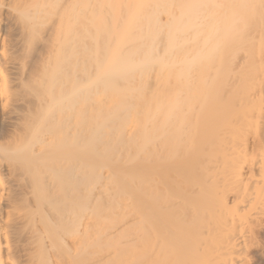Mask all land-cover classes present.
I'll return each mask as SVG.
<instances>
[{"label": "bare ground", "instance_id": "6f19581e", "mask_svg": "<svg viewBox=\"0 0 264 264\" xmlns=\"http://www.w3.org/2000/svg\"><path fill=\"white\" fill-rule=\"evenodd\" d=\"M1 112L0 264H264V0H0Z\"/></svg>", "mask_w": 264, "mask_h": 264}, {"label": "rangeland", "instance_id": "374dc122", "mask_svg": "<svg viewBox=\"0 0 264 264\" xmlns=\"http://www.w3.org/2000/svg\"><path fill=\"white\" fill-rule=\"evenodd\" d=\"M6 117H9V116H6ZM3 123V117H2V112H1V116H0V124H2ZM6 203H3V205H2V207H3V209L5 210L6 209ZM4 213V212H3Z\"/></svg>", "mask_w": 264, "mask_h": 264}]
</instances>
